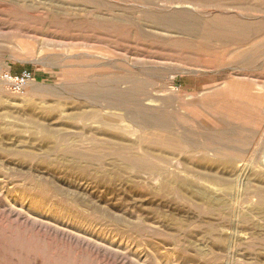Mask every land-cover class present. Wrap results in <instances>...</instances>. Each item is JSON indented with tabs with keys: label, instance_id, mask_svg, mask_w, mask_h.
I'll list each match as a JSON object with an SVG mask.
<instances>
[{
	"label": "rangeland",
	"instance_id": "rangeland-1",
	"mask_svg": "<svg viewBox=\"0 0 264 264\" xmlns=\"http://www.w3.org/2000/svg\"><path fill=\"white\" fill-rule=\"evenodd\" d=\"M0 264H264V0H0Z\"/></svg>",
	"mask_w": 264,
	"mask_h": 264
},
{
	"label": "built area",
	"instance_id": "built-area-1",
	"mask_svg": "<svg viewBox=\"0 0 264 264\" xmlns=\"http://www.w3.org/2000/svg\"><path fill=\"white\" fill-rule=\"evenodd\" d=\"M30 78V74H22L21 76L13 77L10 72L4 74V79L15 84L17 89L23 88L26 81Z\"/></svg>",
	"mask_w": 264,
	"mask_h": 264
},
{
	"label": "bare ground",
	"instance_id": "bare-ground-1",
	"mask_svg": "<svg viewBox=\"0 0 264 264\" xmlns=\"http://www.w3.org/2000/svg\"><path fill=\"white\" fill-rule=\"evenodd\" d=\"M107 102V101H106ZM145 105H147L148 107H155V104H154V100L153 99H151V98H148L147 99V103H145ZM156 122V121H155ZM159 122V121H158ZM160 124V123H159ZM159 124H157V123H153L152 121H148V122H146V124L145 125H147V126H149V127H151V128H155V127H157V126H159ZM148 127V128H149ZM146 129V128H145Z\"/></svg>",
	"mask_w": 264,
	"mask_h": 264
}]
</instances>
